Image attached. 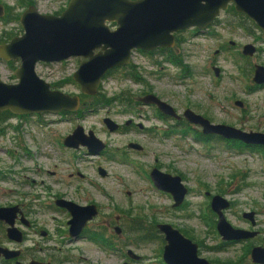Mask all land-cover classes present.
Wrapping results in <instances>:
<instances>
[{"label":"rangeland","instance_id":"obj_1","mask_svg":"<svg viewBox=\"0 0 264 264\" xmlns=\"http://www.w3.org/2000/svg\"><path fill=\"white\" fill-rule=\"evenodd\" d=\"M0 1L8 5L14 15L24 12L19 0ZM33 1L40 13L58 15L69 0ZM217 21L219 23L211 27L208 36H193L192 29L178 33L181 41L168 53L171 63L162 60L156 66L154 61H159V57L135 53L132 63L139 68L143 83L132 81L129 75V79L124 78L125 71L118 72L105 81L103 96L112 98L125 92L137 99L150 91L181 115L184 110L191 109L214 124H225L246 132H264V88H255L253 81V65L264 63V54L248 59L246 63L242 61V64L240 61L235 63L226 52L216 53L222 47L229 48L228 41L249 43L261 36V32L252 21L236 15L232 9L222 12ZM18 25L15 23L12 33L19 31ZM179 63L190 71V77L184 76ZM78 66L72 61L52 67L40 66L37 74L54 88L77 95L80 86L72 77ZM213 66L221 67L219 78L215 77ZM126 73L135 71L128 68ZM0 80L14 82L3 64H0ZM115 108L121 110L117 105ZM141 109L135 106L134 112H144L147 117L154 114L151 109ZM104 116L105 112L96 111L88 113L83 120L61 121L55 115L46 114L39 117L41 120L34 117L32 122L25 124L12 121L11 124L19 126L21 132L9 129L4 138H0V173L10 175L9 182L3 181L0 175V197L5 192L11 197L20 191H44L40 187L21 188L15 182L24 181L28 176L27 181L34 179L39 183L46 179L43 174L49 171L54 173V176L50 175L52 181H57L46 182L53 194L64 195L78 205L96 204L105 223L111 224L104 233L111 241V248L96 245L88 237L72 243L64 239V244L53 242L54 248L77 260L74 264H161L166 242L156 227L159 224H169L180 230L199 245V256L212 264H253L251 250L256 246L264 247V153L228 146L219 138L203 144L192 135L199 134L200 127L186 121L179 125L172 119L163 123L115 113L114 119L125 131L111 133L104 126ZM130 119L135 121L134 124L141 123L154 131L125 128ZM35 120L39 122L35 123ZM78 125L85 131H93L106 144V157L86 155L83 151H70L62 146L64 138ZM190 129L193 130L191 133L184 134ZM168 131L173 133L167 136ZM130 143L143 146L144 151L128 149ZM18 145L22 148L18 149ZM6 148L10 154L2 151ZM99 167L106 171V177L99 174ZM155 167L183 179L189 190L183 209L174 208L173 197L154 187L150 172ZM23 169L28 172L22 173ZM215 195L230 201L231 207L225 211V216L233 227L258 231L259 236L225 244L217 232V216L211 210ZM5 202L0 198V205ZM247 212L256 213V227L244 220L243 214ZM38 219L48 222L53 231L56 229V223L50 221L47 212ZM61 219L57 218V221ZM132 221L143 230L132 231ZM93 225L91 231H94ZM115 227L122 229L120 235L115 233ZM145 237L149 241L143 242ZM35 239L42 242L37 236ZM31 243L33 241L27 244ZM128 250L142 260L130 259L126 254Z\"/></svg>","mask_w":264,"mask_h":264},{"label":"water","instance_id":"obj_2","mask_svg":"<svg viewBox=\"0 0 264 264\" xmlns=\"http://www.w3.org/2000/svg\"><path fill=\"white\" fill-rule=\"evenodd\" d=\"M230 6H234L236 13L251 20L264 40V0H71L61 16L42 15L36 8L30 7L21 17L25 34L9 44L0 45L1 59L22 61L15 73L17 83L8 84L0 80V112L17 116L76 113L81 107V97L52 89L51 84L37 75L35 69L38 63L84 58L86 61L74 73L73 80L81 87L84 96H95L110 70L130 65L134 50L152 52L158 48H173L177 33L195 28L209 29ZM3 15L4 6L0 5V17ZM112 24L116 25L114 30L110 27ZM254 53L252 45L245 47L246 56H253ZM215 74L219 77L220 69H215ZM253 81L259 86L264 85V66H256ZM141 102L156 105L163 114L179 118L174 107L154 94L145 96ZM184 118L190 124L200 126L205 135L264 147V133L214 124L190 109L185 111ZM105 124L110 132L119 129L111 119H106ZM64 145L72 149L84 146L91 155H100L107 148L93 131L85 134L82 126L66 137ZM129 149L142 151L143 147L131 143ZM100 175L105 177L107 173L100 169ZM151 179L158 190L173 196L174 208L183 205L189 190L180 176L154 168ZM57 203L72 213L70 224L73 236H78L88 221L98 214L95 205L80 206L68 201ZM230 207V201L222 196H214L211 200V210L219 219L217 231L222 240L238 243L259 236L258 231L233 227L225 216ZM7 211L0 209V220L6 218ZM243 218L252 227L257 226L255 212L244 213ZM158 229L166 242L163 253L165 264H212L199 256L198 244L173 226L159 224ZM8 233L11 239L21 240L14 229ZM116 233H121L119 228H116ZM4 253L6 258H11V252ZM128 255L137 261L141 259L131 250ZM251 260L253 264H264V247H253Z\"/></svg>","mask_w":264,"mask_h":264},{"label":"flooded vegetation","instance_id":"obj_3","mask_svg":"<svg viewBox=\"0 0 264 264\" xmlns=\"http://www.w3.org/2000/svg\"><path fill=\"white\" fill-rule=\"evenodd\" d=\"M32 1L19 0V6L20 5L22 6V8L24 9V12L22 14H18V15H14L12 13V11H11V8L8 7V5H6L2 1H0V5L4 6V15L2 17H0V23H1V25H0V45L9 44L13 39L18 38V37H22L25 34V29H24V27H23V25L21 23L22 15L30 7L36 8L37 11L40 13L38 8L36 7L35 2L34 1L32 2ZM70 1L71 0L68 1V3L66 4L67 5L66 8L64 10H62L58 15H52V16H61V14L67 9ZM232 7L233 6H230L229 9H232ZM40 14H42V13H40ZM42 15H46V14H42ZM15 23L19 24L18 25L19 26V31L17 33H12V31L14 30L13 26H15ZM218 23H219V21L216 20L214 25H212L211 27H215V25H217ZM110 27L112 28V30H114L116 28V25L112 24V25H110ZM211 27L209 29H207V30H199V29L195 28V29H192L190 31H192V35L193 36H200V35L208 36V34L211 35L210 34ZM177 34L175 35L176 36V44L175 45H177L181 41V39H178V35ZM228 43H229V48L222 47V49L221 50L218 49L216 51V53L220 55L222 53V51L226 52L225 54H227V56L228 55L231 56L232 60H234L235 63H237V61H240L242 64H244L242 61H245V63H246V60L253 59V58H256V57L264 54V40L262 39V35L259 36L256 39H253L252 42H249V43H239V42H236V41H233V40L228 41ZM247 45H252L255 48V53H254L253 56H246L244 54V50H245V47ZM261 46H263V47H261ZM174 48H175V46L173 48H170V49L158 48V49H156V50H154L152 52H144V51H140V50H134L132 52V62H133L134 54L135 53H139V54L148 55L151 58L152 57H155V58L159 57L160 58L159 61L158 60L154 61V65H156V66L159 65V62L162 61V60H163V62H168V63L170 62L171 63V59L168 57V53L172 52V50H174ZM71 61L75 62V63H77L79 65L78 68H77V70H78L80 65L82 63H84L86 60L84 58H82V57L81 58L80 57H73V58H70V59L65 60L63 62H60V63L40 62V63H38L36 65V69L35 70H36V73H37V69L40 66L52 67V66H55V65H64V64H66L68 62H71ZM132 62L128 66L118 67V68H115L113 70H110L107 73V75L104 77V79L101 81L100 88L98 90V93L95 96H84L81 93V87H80V91H79L80 93H78L77 95L81 97V107H80L78 112H76V113L64 112V113H62L60 115H55V116L59 117V120H61V121L83 120L84 118L87 117L88 113H94L96 111H103V112H105V116L103 117L102 121L104 123L105 128L108 130L107 132H110V131H109V129L107 128V126L105 124V120L106 119H111L116 124H118L116 122V120L114 119V117H113L115 113L121 114V115L131 114L132 117L138 116L140 119H146L147 121H162L164 123V121H166L167 119H172V120H176L177 122H179L178 123L179 125H181V123H180L181 121H186L188 124H190L188 122V120L186 118H184V113L188 109L184 110L182 115L177 112L178 115H179V118L176 119V118H173V117H170V116H167V115L163 114L156 105H146V104L142 103L141 102L142 98H144L147 95L154 94V93H152L150 91H148L145 95H143V97H139L137 99L135 98V96L127 95L128 93H125V92L124 93H120V95L114 96L112 98H107L106 96H103L104 92L102 90H103V85H104L105 81L110 76H112L114 74H118V72L125 71L124 78L127 77L129 79V76H130L131 77L130 79L132 81H134V82L136 81V80H134L135 79L134 77L138 76V79L140 80V81H138V83H140V84L143 83L142 82L143 80H142V78L139 75L140 74L139 68H135ZM0 64H3L5 66V68L10 72V75L14 79L13 83H8V82H5V83H8V84L17 83L18 80H17V78L15 76V73H16V70L19 69L21 67V65H22L21 59L6 61V60H3V59L0 58ZM258 65L264 66V63H260V64L256 63V64H254L253 65L254 66L253 67L254 68V72H255L256 66H258ZM180 66H182V65L180 64ZM128 68H130L133 71H135V73L134 74H130V73L127 74L126 70ZM215 69H220V73L222 71L220 66H213L212 70H213L214 74H215ZM181 70H183L185 72L184 76H186V77H190L191 76L190 71L187 70L185 67L181 68ZM127 75H129V76H127ZM215 77L219 78V77L216 76V74H215ZM69 81H70V79H69ZM49 84H51V83H49ZM60 85H62V83H60ZM51 86H52V89L58 90V89L54 88L53 85H51ZM255 88L261 89V88H264V85L263 86H259V85L256 84ZM154 95H156V94H154ZM72 96H76V95H72ZM83 96L84 97H91V98L99 97V98L103 99L104 103L102 105H100V106H97V107L92 106L91 108H89V106L92 104V99L88 100V103L83 104ZM238 103H239V105L240 104L242 105V103H240V102H238ZM116 105H117V108L121 107L120 111L118 109L116 110V108H115ZM135 106L139 107L140 109L144 108V107L148 108V109H151L154 114H151L150 117H147V115L144 114V112L143 113H138V112L135 113L134 112ZM86 108H89V109H86ZM108 108L112 112L108 111ZM0 113H6V116L8 117L7 118V117H4V116H2V117L0 116V138H4V136L8 133L7 131L9 129H13L15 132H18V133L21 132L19 126H14V125L11 124L12 121H19V122H22V124H25L27 122H32L31 119L34 118V117H36L37 119H40L39 117H42L43 115H46V114H40V115H32V116H17V115H14V114L10 113V112H0ZM55 121H58V120H55ZM133 121H132V119L127 121L126 124H125V126H126L125 128H136L137 127L138 129H140L142 131H146V132H153L154 131L151 127H144V125L141 124V123L134 124ZM34 122L36 123V122H39V121L35 120ZM190 125H192V124H190ZM78 126H80V125H78ZM118 126H119V129L116 132L117 133H121V132L123 133L125 131L124 128H123V125H121L119 123ZM198 127H200V126H198ZM191 130L192 129L186 131L184 134L191 133L193 131V130L192 131ZM243 131H245V130H243ZM73 132H74V130H73ZM89 132L90 131H85V134H89ZM250 132H255V131H250ZM171 133H173V131H168V132L165 133V135L169 136ZM261 133H264V132H261ZM71 134H69V135H71ZM192 135L195 136V139H197V140H198V136L199 135H203L205 139H209L210 138L211 141L214 140L215 138H219L220 140H223L219 136L205 135V134H203L202 131L199 134L194 133ZM206 137H208V138H206ZM204 138H203L202 141L199 140V142H202L203 144L208 143ZM65 139H66V137L64 138L63 143H62V146L64 148L66 147L64 145ZM17 140H18V138H16V142H17ZM223 141H225V140H223ZM225 143L228 146H230L232 144H236V143L243 144L240 141H225ZM129 145H128V149H129ZM243 146H244V149H246L248 151H256V150H258V151H261L262 153H264V147H262V146H254V145L253 146H248V145H245V144H243ZM17 148L21 149L22 147L20 145H18ZM69 149H71L70 151H75V150H76V152L83 151V152H85L86 155L89 154L88 149L86 147H84V146H80V148H78V149H72V148H69ZM106 150L103 151L100 155H92V156H100L101 158L102 157H106V154H107ZM130 150L137 151V150H133V149H130ZM2 151L6 152L7 154L11 153V151L9 149H7V148L2 150ZM142 151H144V147H143ZM142 151H137V152H142ZM118 153H120V152H118ZM11 155H13V154H11ZM100 169H102V168L99 167V169H98L99 174H100ZM157 169H159V168H157ZM26 172H28V170L23 169L22 173H26ZM151 172H150V179H151ZM0 175L2 176V179H4L3 181H5V182L6 181H8V182L10 181V175L8 173L1 172ZM50 175L54 176V173H50L49 171H46L43 174V176H45L46 179H43V180L39 181V183L37 182V180H34V179L31 180V181H27L29 179L28 176H27V179L24 180V181L15 182V184H18V186L21 187V188L22 187H28V188H30V187H34V188L40 187V188H44V191L38 192V191H36L37 189H35V190H33V192H29V193L24 192V191H20L18 193H15L14 196H11L14 200L6 192H5V195L0 197L1 199L6 200L4 205H0V209L8 210L6 212V218L3 219V220H0V264H74L77 261L76 259H73L71 256L65 254V252H60L61 250L60 251L57 250L52 245L53 242H55L54 244H57V243L58 244H60V243L64 244L63 239L66 240L69 243H72V242H78L79 239H81V238L88 237V239L93 241V242H95L96 245H99V246L105 245V247L111 248V241H109L105 237V234H104V233H106L105 229L110 228L111 224L110 223H107V224L105 223V221H104V219L102 217L103 215L100 213L99 207L96 204L86 203V205H80V206H92V205H95L97 210H98V214L94 218H92V220L88 221V223L86 224L85 228L83 229V231L78 236H73L72 235V232H71V230H72L71 228L72 227H71V224H70V222L73 219L72 213L67 208L59 206L57 202L58 201L73 202V201L70 200L69 198H67L64 195L53 194V191L49 190V189H52V188L51 187L48 188L46 186V182L47 183H57V181H52V179L50 178ZM77 175L80 178L84 179V176L81 173H78ZM70 178H73V175H70ZM151 181H152L154 187H156L152 179H151ZM161 192H164V191H161ZM215 196H220V195H215ZM184 203H183L182 206H180L178 208L183 209V207L185 206ZM46 212H47V214L50 217V221H52V222L54 221V223H56V229L54 231L52 230L51 227H49L48 222H41L38 219L39 217H41V215L46 214ZM215 215L217 216V214H215ZM61 217L64 218V219L66 218V219L62 220ZM57 218H60L61 221H57ZM217 220H219L218 216H217ZM132 222L134 223L132 231L136 232L140 228H138V226H136L134 221H132ZM217 223H218V221H217ZM92 225L94 226V231H91L90 227ZM156 227L158 229V225ZM116 228H119L121 233H122V229L120 227H115L114 228L115 233H116ZM152 228H155V226L152 227ZM10 229H14V231L21 236V240L20 241L11 239L9 237V233L8 232H9ZM58 229H60V230H58ZM158 231H159V229H158ZM98 233H99V235H98ZM120 234H117V235H120ZM36 236L38 238H40V240H42V242H39L38 240H36L35 239ZM55 238H56L57 241L55 240ZM28 241H33V243L27 244ZM223 242L225 244H228V243L229 244H233V243H235V242H225V241H223ZM238 243H240V242H238ZM4 251L11 252V254H10L11 258H6ZM128 251L126 253L127 256H128ZM130 259H132L134 261H137V260H135L133 258H130ZM141 260L142 259H140L139 261H141ZM127 264H134V262L127 263ZM161 264H165V262L163 261Z\"/></svg>","mask_w":264,"mask_h":264},{"label":"trees","instance_id":"obj_4","mask_svg":"<svg viewBox=\"0 0 264 264\" xmlns=\"http://www.w3.org/2000/svg\"><path fill=\"white\" fill-rule=\"evenodd\" d=\"M232 10H234V8L232 7ZM235 12V11H234ZM236 15H239V16H244V15H242V14H237L236 13ZM247 18V17H246ZM251 21V20H250ZM132 74H134V73H132ZM136 75V74H135ZM135 79L134 80H136L137 82L138 81H140L139 79H138V76H135L134 77ZM92 99V104L89 106V108H91L92 106H94V107H97V106H100V105H102L103 103H104V101H103V99L102 98H99V97H93V98H91V97H84L83 96V104H86V103H88V100H91ZM89 108H86V109H89ZM0 116L2 117V116H4V117H7L6 116V113H0ZM8 118V117H7ZM203 138H204V136L203 135H199L198 136V140H203ZM206 138H208V137H206ZM205 139V138H204ZM207 142L209 141V140H211L210 138L209 139H205ZM232 147H237V148H244V146H243V144H238V143H236V144H233V145H231ZM240 150H242V149H240ZM138 228H140V229H138L137 231L138 232H141L142 230H143V228L142 227H138ZM142 241L143 242H146V241H149V240H147V238L145 237V238H143L142 239Z\"/></svg>","mask_w":264,"mask_h":264}]
</instances>
